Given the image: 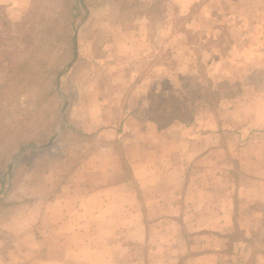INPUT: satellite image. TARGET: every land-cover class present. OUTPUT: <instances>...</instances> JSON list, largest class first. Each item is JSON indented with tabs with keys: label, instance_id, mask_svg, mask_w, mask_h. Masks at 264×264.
I'll list each match as a JSON object with an SVG mask.
<instances>
[{
	"label": "rangeland",
	"instance_id": "rangeland-1",
	"mask_svg": "<svg viewBox=\"0 0 264 264\" xmlns=\"http://www.w3.org/2000/svg\"><path fill=\"white\" fill-rule=\"evenodd\" d=\"M74 1L73 55L56 85L63 99L62 123L46 142L0 155V249L15 245L21 230L24 235L36 232L37 248H46L42 233L47 219L62 211L54 201H66L70 207L98 185L103 173L109 180L130 176L124 159L131 145L125 137L128 130L120 128L121 136L115 134L122 142L115 149L101 148L100 142L114 139L103 127L123 122L142 79L151 93L160 89L152 94V107L161 105L155 114L167 121L176 114L186 125L194 121L201 135L210 126L220 137L223 130L230 134L223 121L238 119L235 103L242 107L243 117L254 122L248 109L262 101L254 96L264 93V0H124L137 3L142 14L122 11L120 0ZM64 10L60 0H22L11 15L13 22L48 18L54 26L44 43L49 66L65 61L60 59L67 45L60 16ZM52 73L48 69V79L28 87L20 103L7 108V119L36 110L38 92L50 86ZM229 93L242 95L224 98ZM78 186L81 190L74 191ZM235 205L234 224L197 232L189 229L204 224L185 225L183 240L173 227L172 238L164 239L148 225L147 240L133 244L134 264H264V206L248 198L238 201L237 196ZM90 230L89 235L98 233L96 226ZM240 238L244 239L239 243ZM210 249L213 254L197 257ZM93 264H98V256Z\"/></svg>",
	"mask_w": 264,
	"mask_h": 264
},
{
	"label": "crops",
	"instance_id": "crops-1",
	"mask_svg": "<svg viewBox=\"0 0 264 264\" xmlns=\"http://www.w3.org/2000/svg\"><path fill=\"white\" fill-rule=\"evenodd\" d=\"M20 1L0 0V5L13 19ZM141 81L133 91L134 100L128 103L122 127L121 123L103 127L114 139L100 142L101 148L115 149L116 143H122L115 134L121 136L120 128L128 130L125 137L131 145L124 159L130 176L109 180L103 173L98 185L69 203L70 207L66 201H54L62 211L47 219L42 233L48 240L46 248H37L40 236L36 232L24 235L21 230L14 237L15 245L0 249V264H93L97 256L98 264H134L133 244L147 240L148 225L155 226L164 239L172 238L173 227L183 240L185 225L204 224L189 229L197 232L224 230L234 224L236 196L238 201L248 198L264 206V93L255 95L262 101L248 109L254 113V122H248L235 103L238 119L224 120V128L231 130L228 136L223 130L220 137L212 126L205 135L199 134L194 121L186 125L176 114L168 121L162 119L155 114L161 105L155 109L151 103L152 94L160 89L151 93L144 87L146 79ZM229 95L224 98L238 96ZM94 226L98 233L89 235ZM207 251L197 257L213 254V249Z\"/></svg>",
	"mask_w": 264,
	"mask_h": 264
},
{
	"label": "trees",
	"instance_id": "trees-1",
	"mask_svg": "<svg viewBox=\"0 0 264 264\" xmlns=\"http://www.w3.org/2000/svg\"><path fill=\"white\" fill-rule=\"evenodd\" d=\"M60 2L66 10L60 15L64 20V31L67 33L64 38V44L67 43L66 50L60 55V59L65 57V61L61 65L53 63L51 67L49 47L44 44L54 32V26L49 23L48 18H42L40 21L36 18L31 23L28 20L13 22L5 7L0 5V155L11 156L24 144L46 142L62 123L63 99L56 85L58 75L67 64L68 58L73 55V18L76 3L74 0ZM120 5L124 12L133 10L134 14L144 13V9L139 8L137 3L125 4L124 0H120ZM34 16H37V13H34ZM52 52L53 49L50 50V53ZM48 69L53 72V78L50 86L46 84L38 92L36 110L29 109L21 117L7 119L10 115L7 108L15 102L20 103V96L28 87L34 83L38 84L44 77L48 79ZM63 128L64 133L66 127Z\"/></svg>",
	"mask_w": 264,
	"mask_h": 264
},
{
	"label": "water",
	"instance_id": "water-1",
	"mask_svg": "<svg viewBox=\"0 0 264 264\" xmlns=\"http://www.w3.org/2000/svg\"><path fill=\"white\" fill-rule=\"evenodd\" d=\"M76 56H77V48H75V55H74V59L76 58ZM52 142V140L51 141H49L48 142V144H50ZM40 147L41 146H46V145H39ZM26 147H22L21 149H20V151L18 152V154L22 151V150H24Z\"/></svg>",
	"mask_w": 264,
	"mask_h": 264
}]
</instances>
